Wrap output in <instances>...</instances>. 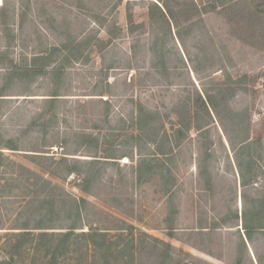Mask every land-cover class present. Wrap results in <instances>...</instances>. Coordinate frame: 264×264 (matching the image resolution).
Instances as JSON below:
<instances>
[{
    "label": "rangeland",
    "instance_id": "374dc122",
    "mask_svg": "<svg viewBox=\"0 0 264 264\" xmlns=\"http://www.w3.org/2000/svg\"><path fill=\"white\" fill-rule=\"evenodd\" d=\"M1 6L8 18H0V141L17 149L0 147L9 169L0 182L18 170L10 160L42 173L26 154L65 157L96 175L87 194L61 164L66 176L54 179L56 193L85 197L87 219L109 236L124 221L134 225L136 240L146 233L170 243L167 264H232L238 257L258 264L252 245L264 257V236L246 251L239 239L242 212L253 214L264 198V0H0ZM52 47L56 64L68 53L80 56L59 71L52 62L36 76H8L11 61L28 65ZM139 107L145 114L137 124ZM131 135L141 137L137 147ZM249 158L254 175L244 187L237 163ZM155 173L170 175L169 192ZM6 191L0 237L16 214L39 204L33 193L25 198L27 189ZM145 253L137 264H157Z\"/></svg>",
    "mask_w": 264,
    "mask_h": 264
},
{
    "label": "trees",
    "instance_id": "16d2710c",
    "mask_svg": "<svg viewBox=\"0 0 264 264\" xmlns=\"http://www.w3.org/2000/svg\"><path fill=\"white\" fill-rule=\"evenodd\" d=\"M4 9V6L0 7V18H4L1 19L2 23H5V19L8 18L6 12L3 14ZM62 46L66 47V45ZM57 50L58 48L52 47L49 54L36 55L32 58V63L24 66H18L11 61L10 66H8L10 69L8 76L10 78L12 76H36L44 73L47 66L52 64V62H56L57 59L52 56ZM79 56V54H66L59 64L55 63L54 70L59 71L65 62H69L74 58L78 59ZM2 95L4 94L0 92V96ZM51 95V98L47 99L53 100L58 94L53 93ZM144 114L145 110L143 107H139L137 124L141 122V119H144ZM130 137L135 142L133 144L137 147V141L141 137L133 135ZM162 141L165 140L162 139ZM3 146L11 150L17 149L12 141H7L6 143L0 141V147ZM1 155L0 151V157ZM24 157L36 168H40L42 173L23 163L10 160V164L17 165L18 170L11 171V177L7 178V182L3 184L0 182V196H3L7 192L6 190H11L12 188L27 189L24 192L25 198H29V194L33 193L37 195L39 204L32 210H28L31 207L27 208L25 215L22 213L16 214L13 219L14 222L7 228L9 230L0 237L4 238L2 241L3 246L1 247L3 255L0 257V264H137V258L145 252L149 258L153 256L157 264H167L169 262L171 259L170 249L173 248L170 243L155 237H149L146 233H141L143 236L136 240L133 232L134 225L124 221L121 222V225H116L117 227H114L116 233L113 236H109L107 230L91 223L87 219L85 210L89 201L85 197L66 196L62 192L60 194L56 193L55 190L61 188V186L55 180L64 179L66 176L58 170L59 165L67 164L68 160L65 157H61L58 161H55L52 155L40 153L26 154ZM43 158L51 159L52 164L57 166L46 165L41 160ZM73 161L74 163L79 162L76 159ZM91 164V161L83 162V165ZM237 165L241 185L245 187L252 181L254 175L253 161L249 158L246 164L238 161ZM6 168L3 169L0 158L1 176L9 171V169L5 171ZM74 168L67 164L65 171L67 174L75 173L79 176L80 183L78 188L88 194L89 185L95 179L96 174H91L88 172L89 170ZM150 170L153 175V168H150ZM155 174L160 175L159 177L162 175V173ZM164 174L162 178L165 180L169 174ZM171 179H173L172 176ZM30 180H32L30 185L33 186V189L28 187ZM167 180H165L166 183L164 182L165 192L170 190ZM255 202L253 214L247 210L242 212L244 235L240 236L239 248L243 251H246L248 244L254 243L257 234L264 236V198L256 199ZM235 218L238 220V215H235ZM166 220H169V218ZM173 220V218L170 219L171 222ZM84 225H88L87 230L82 229ZM204 227L199 226L198 228L202 229ZM148 238L150 239V241L148 240L149 242L146 241ZM158 243L164 246L160 248ZM252 248L254 249L257 263L264 264V257L257 253L253 245ZM240 258L238 257L232 264H240Z\"/></svg>",
    "mask_w": 264,
    "mask_h": 264
}]
</instances>
